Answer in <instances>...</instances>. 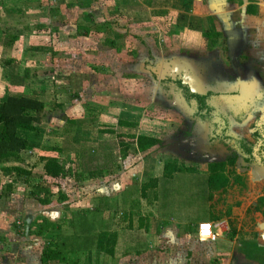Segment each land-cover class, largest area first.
I'll list each match as a JSON object with an SVG mask.
<instances>
[{"label": "rangeland", "instance_id": "rangeland-1", "mask_svg": "<svg viewBox=\"0 0 264 264\" xmlns=\"http://www.w3.org/2000/svg\"><path fill=\"white\" fill-rule=\"evenodd\" d=\"M7 1H24L27 4V0H0V3L3 5ZM34 1L30 6L33 16L31 23L45 32L50 31L44 28L45 24L50 26L52 23L51 27H63L65 32L62 37L51 41L47 36L37 38V42L52 48L49 47L47 56L36 54L35 80H53V84H61V80H82L65 89L67 98L77 97L65 107L67 109L58 108L52 119L58 121L61 114H65V118L68 116L67 122H64L67 125L65 128L72 129L74 125L69 122L80 121L76 117L82 115L83 121L94 120L104 127L101 123H115L121 114L125 118V114L131 113L133 120L143 124L142 135L161 141V145L142 154L143 157L157 156L156 175L163 163L177 164L192 171L188 173L189 176H176L174 181H161L157 199L165 217L179 215L194 222H211L212 217L217 216L215 221H225L228 226L223 237H203L191 227L184 237L165 235L163 242L158 245L149 243L146 250L138 240L139 235L133 234L128 238L131 229L123 221L122 211L116 210L114 216L91 213L86 221H76V233L88 236L93 242L102 231L116 232L118 252L112 259L98 253L93 247H78L75 241L67 264H230L232 257L243 248L245 253H250L252 250L245 243L259 232L256 208L259 206L258 209L264 211V204L261 206L260 203V200H264V180L259 179H264V174L258 177L256 169L248 172L244 167L232 168L226 170L230 185L225 190L211 193L207 189L210 178L208 164L214 160V157L207 158L208 153L204 151L209 141V130L206 124L190 118L184 112L180 103L185 100L181 99L175 82L192 80L195 91L214 89L217 96L227 94L232 97L229 101L222 100L216 104L227 108L224 111L229 135L241 144H253V132L264 110V0H229L228 3L222 2V5L212 4L213 9L234 14L227 20L217 22L218 26H223L220 34L208 39L194 36L191 40L182 25H173L166 20L167 12L164 10L153 14L160 19L161 25L156 26L151 22L148 31L144 32L139 25L148 20L147 10L144 12L148 16L141 12L135 15L137 18L127 20L128 13L117 12L113 7L108 17L106 4L103 10L96 0ZM203 2L207 3L206 0ZM69 5L75 8L79 6L80 9L67 10L66 6L70 8ZM248 8L251 13L247 12ZM88 13H95L107 20L95 23L92 28L93 31L98 30L101 36L91 38L93 40L86 45L79 41L69 42L70 34L76 32ZM48 14L51 18L57 16L56 20L50 21ZM119 17H125L123 22L127 21L130 26L126 27L128 32L123 37H115L114 26H110L111 22L123 25L119 21L114 23L113 20ZM61 18L65 20L60 21ZM91 80L95 81L91 84ZM53 86L57 85L47 87ZM92 86L96 90L93 94ZM239 89L243 90L241 94L236 93ZM234 100L238 101L239 110H236ZM183 105L187 106L184 102ZM106 109L110 110V116ZM47 113H50L49 110ZM90 137L93 136L81 135V139ZM183 142L187 145L194 143L203 150L202 153L196 158L192 153L183 155L177 148ZM213 149L215 157L222 152L217 146H213ZM135 152L136 149H132L129 153L133 157L130 161L133 160L131 167L134 170L141 165L135 159ZM7 186L4 184L0 190L1 196L8 194V197L6 195L0 199V264H42L41 256L46 245L55 242L61 234L73 235L75 229L70 226L71 220L89 208L80 209L72 206V203L60 206L54 202L44 207L26 198V194L32 190L28 183L20 181L13 185L12 191L7 190ZM82 197L88 198V193H83ZM96 198L101 201L104 196L94 197L95 203ZM103 207L104 203L100 202L99 209ZM45 219L58 224V231L43 236L27 235V227L35 230ZM28 221L30 224H27Z\"/></svg>", "mask_w": 264, "mask_h": 264}, {"label": "crops", "instance_id": "crops-1", "mask_svg": "<svg viewBox=\"0 0 264 264\" xmlns=\"http://www.w3.org/2000/svg\"><path fill=\"white\" fill-rule=\"evenodd\" d=\"M96 1L97 4L101 5L100 8L102 7L103 10L104 5L106 4L105 10L108 17L112 7L117 12L119 11L120 13H123L125 11L128 13L129 18H126L127 20L137 18V16H135L137 13H145L144 11L147 10L149 15L148 20L146 23L144 22L139 25L144 32L146 30L148 31L151 22L156 26H158V24L161 25L160 19L153 14L154 12L164 10L167 12L165 14V16H167L166 20L171 21L173 25H182V28L187 30L186 34L190 40L194 36H196V38H201L207 33L220 34L223 26H218L217 22L220 20H227L226 18H229L234 14L231 12L228 14L225 10H216L211 7L212 4L222 5V2L228 3L229 0H206V4L203 0ZM33 2L35 1L27 0V4H25L24 1L12 3L7 1L6 3H3V5L0 3V103L6 101L9 97H31L40 100L46 105L45 114L47 116L43 119L41 125L37 127L36 132L18 133L19 137L27 140L29 143V150L24 151L21 154L23 160L21 166L31 173L27 182L28 186L29 188L37 187L44 189L42 198L47 194L48 203L42 206L48 207L52 205L53 202L60 206L72 203V206H76L80 209L89 208V210H85V212H93L98 215L102 213L104 216L107 213L114 216L116 210H120L122 211L121 216H124L123 221L127 222L129 229H131L130 234H127L128 238L133 234L139 235L140 238L138 240H140L142 247L146 248V250L147 247L149 249V246H147L149 243L151 245H158L163 242L165 235L167 237L169 234H175L176 236L184 237L188 228L192 227L193 230L197 231L198 225L202 223H210L217 226L218 230H216V232L218 236L223 237L226 234L228 226L225 221H215L217 216H213L211 222H194L187 217H180L179 215H168L165 217L163 211L159 208L157 198L159 197L158 190L161 186V181H174L175 177H178L179 175L189 176L188 173L192 172L189 168H186V172L175 173L170 179H167L165 178L164 172L165 165L168 163L161 164V167L158 170L159 174L156 175L155 170L157 163L155 164V162H157V156L143 157L138 151L136 145L131 146L128 152H123L116 135L100 134L99 128L97 127L78 128L74 125V128L72 127V129L65 128L67 125L64 122H67L68 117L66 116L65 118V114H61L60 120L63 119L61 121L52 119L54 118V113L58 111V108L63 110L67 109L65 107H68L71 100L77 97L71 96L70 98H67V94L64 95L66 91L65 89L68 90L70 86L72 87V85H76L78 81L81 82L82 80H61V84H57L58 82L53 84V80H35L36 72L34 69L36 54L42 53L47 56L49 55L47 53L50 50L49 47H51L50 45L46 46V44L37 42V38L47 36L49 41H51L55 40L58 36L62 37V34L65 32L63 31V27H60L59 29L51 27L52 23L50 26L49 24H45L44 28L50 30L48 32H45L44 29H41L40 27L37 28L35 26L36 24L33 25L31 23L33 16L30 12V6ZM204 4L209 7H206ZM69 7L70 8L66 6L67 10H76L79 6H76L75 8L73 5H69ZM19 10H22V13H19ZM88 15L89 17L87 14L84 15V20H82L80 26L87 25L86 27L90 28L89 36L77 37L76 30L74 34H70L68 38L69 42L79 41L83 45H86L96 36H101L98 30L93 31L92 28L95 23L107 22V20L104 19V17H99L95 13H88ZM148 15L146 14V16ZM56 18L57 16L51 18L50 14H48V19L50 21L56 20ZM61 20L65 19L61 18L60 21ZM124 20L125 17H119V19L113 21L114 23L117 21L122 23ZM90 21L91 23H89ZM84 22H87V24ZM108 22L110 23L109 20ZM123 23V25L120 24L119 26L114 25L112 22L110 23L111 27L114 26L115 32L113 35L115 37H123L122 35H126L128 32L127 28H130L128 22L126 21ZM64 39H67V37L64 36ZM90 54L93 56V53ZM94 81L95 80H91V84ZM48 85L57 86L47 87ZM91 88L93 94L96 90L93 86ZM48 110L50 112L49 114L47 113ZM106 111L110 116V110L106 109ZM125 115L126 117L123 118V114H121L115 123L109 122L101 124L116 127L119 121L133 123L137 125L136 129L133 130V132L123 131V133L144 136L141 134V130L143 129V124H140L141 121L138 122L133 120L132 117L134 116H131V113ZM76 118L81 120H72L69 123L73 125L72 122H82L84 119L82 118V115ZM129 118L132 119L130 120ZM92 128L95 130L92 131ZM94 133H96V137L94 136ZM82 134H86L88 137L89 134H91L93 137H90V139H81ZM47 147L63 150L60 161L65 166L66 170L70 172L66 178L52 180L45 176L44 166L41 163L40 158L41 153ZM132 149H136L134 155L135 159L141 163L139 168L135 170L131 167L134 165L131 164V161L133 160L130 161V159L133 158L129 154ZM67 158L69 160H67ZM6 166L14 165H0V190L3 189L4 184L12 185L13 187V185L16 186L17 183L22 181L17 180L15 177H6L2 172V168ZM90 173L91 176H89ZM208 173V175H212L209 166ZM227 179L229 178L227 177ZM119 180L122 182H118ZM151 180L157 181V185L155 188H149L146 191V198H143L142 187ZM209 185L207 189L211 193L220 192L227 188L216 191L211 187L209 188ZM134 186L136 187L135 189H133ZM138 186L139 189H137ZM67 187L68 190H66ZM61 191H66V193ZM83 193H88V198H83ZM64 194H66L67 197L64 196ZM99 196H104V200L102 199L99 201V199L96 198L95 203V200H93L94 197ZM49 197H53L56 200H53V198L49 199ZM26 198L33 200L35 203H39L31 196V192L30 194H26ZM67 198H70L71 200H67ZM100 202L101 204L102 202L104 203L103 209H99ZM210 204L212 205L211 202ZM81 211L83 210H80L79 212ZM116 252H118L117 249Z\"/></svg>", "mask_w": 264, "mask_h": 264}, {"label": "trees", "instance_id": "trees-1", "mask_svg": "<svg viewBox=\"0 0 264 264\" xmlns=\"http://www.w3.org/2000/svg\"><path fill=\"white\" fill-rule=\"evenodd\" d=\"M248 13L251 10L248 8ZM89 17V15L87 14ZM87 17V18H88ZM86 18V19H87ZM88 22V21H87ZM91 23V21L89 22ZM90 28L86 26H79L77 29V37H88ZM218 34L207 33L204 38H209ZM111 45V44H110ZM11 63V62H9ZM200 96V99L205 97ZM198 100L201 103V100ZM204 104V101H203ZM46 105L38 99L31 97H9L6 101L0 103V165H10L2 168V172L6 177H15L17 180L28 182L31 173L28 172L22 165L21 154L29 150V143L27 140L18 136L19 132L34 133L37 127L43 122ZM78 128L82 127H97L100 134L116 135L120 142V148L123 152H128L131 146L136 145L141 154H146L150 150L161 145V141L148 136H136L135 134H126L120 130L132 131L137 125L125 121H119L116 127L99 126L97 122H72ZM63 153L62 149L47 147L41 153V163L44 166L45 176L52 180L63 179L70 173L61 163L60 157ZM224 165L217 163L210 166L211 176L209 178L210 187L216 191L222 190L229 186L230 181L223 175ZM187 170L178 167L176 164L168 163L165 165V178L170 179L175 173H183ZM72 172V171H71ZM80 176V175H79ZM77 176V177H79ZM91 176V173L90 175ZM157 181L151 180L142 187L143 198H146V191L149 188H155ZM7 190L12 191V185L7 186ZM31 196L37 200L41 205L48 203L47 194L44 195V189L31 187ZM8 194L0 196V199L5 198ZM93 212H83L77 215L70 222V226L75 229L71 236L59 235L55 242L46 245L42 252V264H67L72 250V243L77 242L78 247L86 248L93 247L98 253L104 254L108 257L114 258L116 255V246L118 235L110 231H102L98 233L96 240H92L86 235L76 233V221L84 222L89 219V215ZM94 215V214H93ZM27 224H30L29 221ZM31 226L27 227V235L43 236L46 233L56 232L59 225L52 223L49 220H43L41 224L36 226L35 230H30ZM233 239V236L231 237ZM74 240V241H73Z\"/></svg>", "mask_w": 264, "mask_h": 264}, {"label": "flooded vegetation", "instance_id": "flooded-vegetation-1", "mask_svg": "<svg viewBox=\"0 0 264 264\" xmlns=\"http://www.w3.org/2000/svg\"><path fill=\"white\" fill-rule=\"evenodd\" d=\"M189 81L190 80H176L175 84L181 92V99L185 100H181L182 102L180 104H182L187 116L200 120L208 127L209 141L204 151L208 153L207 158L211 159L214 157V160H210L211 162H209L208 166L210 167L217 163L223 164V175L226 178V170H233L232 168L244 167L245 171L247 170L248 172L252 168L256 169V175L258 177L259 174H264V110L253 132V144H241L229 135L227 115L224 111L226 107L223 109L216 105L218 102H222V100L229 101L232 97L227 94H219L217 96L216 90L212 89L208 91L205 89V91L198 90L200 95L205 97L204 100L200 99V96H196V94H199L193 91V87L184 84V82L188 83ZM242 91L243 90L239 89L236 93L241 94ZM199 99L201 103L198 102ZM183 102L186 103L187 106H184ZM237 102L238 101L235 102L234 100L236 110H239ZM210 126H212V129H209ZM193 145L194 143L187 145L183 142L177 148L183 155L187 156L192 153L194 158H196L203 150ZM213 146L221 148L222 152H219L217 157L213 156ZM259 179L264 180L261 177H259ZM260 203L262 206L264 200H260ZM258 207L256 209L259 215V223H257L259 232L253 234L252 240L245 243V246L251 248L252 251L250 253H245L243 248V250H240L238 254L232 257L230 264H264V211L260 210V208L258 209Z\"/></svg>", "mask_w": 264, "mask_h": 264}, {"label": "built area", "instance_id": "built-area-1", "mask_svg": "<svg viewBox=\"0 0 264 264\" xmlns=\"http://www.w3.org/2000/svg\"><path fill=\"white\" fill-rule=\"evenodd\" d=\"M197 230L199 234L203 237H214V235H218L216 232V230H218V227L210 223L199 224Z\"/></svg>", "mask_w": 264, "mask_h": 264}, {"label": "water", "instance_id": "water-1", "mask_svg": "<svg viewBox=\"0 0 264 264\" xmlns=\"http://www.w3.org/2000/svg\"><path fill=\"white\" fill-rule=\"evenodd\" d=\"M184 84L185 85H190L191 87H193L195 85V84L191 83V81H189L188 83L184 82ZM193 91L196 92V93H198V94H200L199 91H195V90H193Z\"/></svg>", "mask_w": 264, "mask_h": 264}]
</instances>
